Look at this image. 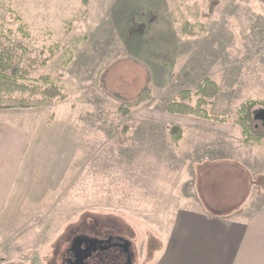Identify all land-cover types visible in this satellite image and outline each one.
<instances>
[{"label":"rangeland","instance_id":"obj_1","mask_svg":"<svg viewBox=\"0 0 264 264\" xmlns=\"http://www.w3.org/2000/svg\"><path fill=\"white\" fill-rule=\"evenodd\" d=\"M186 23L197 34L182 33ZM0 33L28 47L32 79L49 74L65 95L8 108L31 128L36 157L6 212L0 264H63L74 237L108 234L128 239L133 264H152L168 207L205 158L244 160L253 205L264 202V142H246L237 123L245 101L264 100V0H0ZM207 77L221 91L206 108L226 122L168 112ZM172 125L183 128L179 142Z\"/></svg>","mask_w":264,"mask_h":264},{"label":"crops","instance_id":"obj_2","mask_svg":"<svg viewBox=\"0 0 264 264\" xmlns=\"http://www.w3.org/2000/svg\"><path fill=\"white\" fill-rule=\"evenodd\" d=\"M254 113L263 116L264 110L258 108ZM20 116L0 109V233L6 225V212L15 201H22L18 195L28 188L25 177H33L31 164L36 156L31 128L16 120ZM196 165L192 166L188 193L181 191L168 207L174 213L152 264H264V202L253 205L248 164L236 158H205ZM228 169L233 170L228 173ZM38 180L37 192L43 195L46 182L42 177ZM225 180L233 183L227 190L217 184ZM253 207L251 214L243 216Z\"/></svg>","mask_w":264,"mask_h":264},{"label":"trees","instance_id":"obj_3","mask_svg":"<svg viewBox=\"0 0 264 264\" xmlns=\"http://www.w3.org/2000/svg\"><path fill=\"white\" fill-rule=\"evenodd\" d=\"M26 24H21L19 30L25 37H29ZM184 34H197L192 25L184 24ZM22 52V53H19ZM30 52L21 41L9 35L0 33V109L30 108L33 106L32 98L40 96V101L47 102L55 98H64L62 87L57 85L49 74L41 75L35 79L30 77V64L27 65L23 53ZM44 62V61H43ZM221 91L218 82L210 77L204 79L196 90L182 89L176 99L170 102L167 110L171 114L202 116L206 119L216 118L226 122L225 117L217 118L211 115L207 106L212 104ZM150 96V87L144 86L136 96L137 101ZM195 99V100H194ZM14 102V103H9ZM264 110V100L249 99L242 105L237 123L242 129L246 142H264V116L255 115V107ZM120 111L129 114V109L121 106ZM183 128L179 125L171 126V135L175 142L183 138Z\"/></svg>","mask_w":264,"mask_h":264},{"label":"flooded vegetation","instance_id":"obj_4","mask_svg":"<svg viewBox=\"0 0 264 264\" xmlns=\"http://www.w3.org/2000/svg\"><path fill=\"white\" fill-rule=\"evenodd\" d=\"M89 244H92L95 250H91V254L84 260V264L105 263L104 260L115 263L120 256L125 257V264H133V253L128 239L112 234H108L107 237L91 235L74 237L63 264H82L83 251Z\"/></svg>","mask_w":264,"mask_h":264},{"label":"water","instance_id":"obj_5","mask_svg":"<svg viewBox=\"0 0 264 264\" xmlns=\"http://www.w3.org/2000/svg\"><path fill=\"white\" fill-rule=\"evenodd\" d=\"M263 116H264V115H263ZM261 117H262V116H261ZM92 246H93L92 244H89V245L85 248V250L83 251V252H84V255H83V258H82V261H83L82 264H84V260H85L86 258H88L89 255L91 254V250H92V249L95 250V248L92 247Z\"/></svg>","mask_w":264,"mask_h":264}]
</instances>
